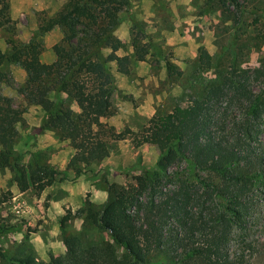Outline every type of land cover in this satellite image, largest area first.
Wrapping results in <instances>:
<instances>
[{"label":"trees","instance_id":"trees-1","mask_svg":"<svg viewBox=\"0 0 264 264\" xmlns=\"http://www.w3.org/2000/svg\"><path fill=\"white\" fill-rule=\"evenodd\" d=\"M122 3L67 0L39 27L42 31L55 26L64 29L66 45H54L56 59L50 63L37 55L0 52L2 159L15 158L12 142L17 125L24 120L23 110L1 90L6 55L23 64L28 74L24 89L31 90V101L47 113L44 126L74 144L72 164H89L108 155L107 136L94 124L111 107V63L121 72L130 70V56L118 53L121 40L114 34ZM7 9V4L0 8V25ZM135 46L138 58L144 59L145 49ZM199 62L203 68L211 67L205 48L200 49ZM260 77L264 78V67L230 68L214 90L154 114L135 133L136 146L152 143L164 149L156 168L143 171L142 193L132 185H110L101 207L89 202L84 209L94 226L124 248L121 260H115L104 245L86 243L80 234L63 230L65 255L44 261L28 254L12 257L9 264H166L164 259L154 260L159 251L168 254L171 264H251L253 246L236 251L230 246L236 232H245L256 202L255 189L264 182V149L253 144L260 141L264 124V87L257 89L253 83ZM62 93L76 102L79 112L62 101ZM128 133L134 131L111 130L109 135L122 139ZM56 172L52 165L37 164L30 178L43 189ZM67 220L68 216L63 217L61 225Z\"/></svg>","mask_w":264,"mask_h":264},{"label":"rangeland","instance_id":"rangeland-1","mask_svg":"<svg viewBox=\"0 0 264 264\" xmlns=\"http://www.w3.org/2000/svg\"><path fill=\"white\" fill-rule=\"evenodd\" d=\"M67 0H0L8 5L7 18L0 25V52L18 51L37 55L50 63L56 59L54 45L66 42L64 29L55 26L42 31L40 25L63 8ZM123 2L120 24L114 34L121 40L118 53L130 56V70L121 72L111 63L113 76L111 107L97 116L94 128L106 134L108 155L89 164H72L75 146L62 139L52 127H45L47 113L31 101L24 89L28 74L17 60L3 57L6 79L4 95L23 110L12 142L13 159L0 157V264L12 257L32 254L39 260L66 254L67 234H80L86 243H100L115 260L125 256L123 247L94 226L86 217L89 202L101 207L109 187L132 185L137 193L146 169H155L163 154L159 144L136 146L135 133L158 113L201 98L225 77L230 68L264 67V0H118ZM145 58L139 59L135 45ZM211 55V67L199 62L200 49ZM172 66L174 70L168 68ZM255 87H264V78H254ZM52 97L55 94H51ZM62 101L76 112V102L62 93ZM131 129L125 138L109 135L111 130ZM256 147L264 149V124ZM49 164L57 172L43 189L30 178L31 168ZM25 203V211L14 209L13 199ZM252 215L245 232L232 237V251L251 245V264H264V182L255 189ZM68 216L61 225L60 220ZM243 235V236H242ZM4 253V255H3ZM154 260L170 263L166 252Z\"/></svg>","mask_w":264,"mask_h":264},{"label":"built area","instance_id":"built-area-1","mask_svg":"<svg viewBox=\"0 0 264 264\" xmlns=\"http://www.w3.org/2000/svg\"><path fill=\"white\" fill-rule=\"evenodd\" d=\"M14 203V209H16L17 212H24L25 211V203L24 201H21L20 199H13Z\"/></svg>","mask_w":264,"mask_h":264}]
</instances>
